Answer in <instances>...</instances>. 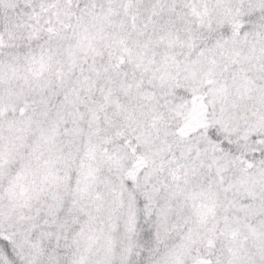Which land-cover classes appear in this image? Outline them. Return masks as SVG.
Listing matches in <instances>:
<instances>
[{
  "label": "snow or ice",
  "instance_id": "1",
  "mask_svg": "<svg viewBox=\"0 0 264 264\" xmlns=\"http://www.w3.org/2000/svg\"><path fill=\"white\" fill-rule=\"evenodd\" d=\"M0 264H264V0H0Z\"/></svg>",
  "mask_w": 264,
  "mask_h": 264
}]
</instances>
